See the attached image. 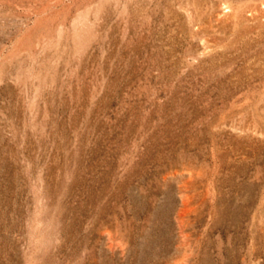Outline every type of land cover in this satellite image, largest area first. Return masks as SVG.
Masks as SVG:
<instances>
[{
    "label": "rangeland",
    "instance_id": "374dc122",
    "mask_svg": "<svg viewBox=\"0 0 264 264\" xmlns=\"http://www.w3.org/2000/svg\"><path fill=\"white\" fill-rule=\"evenodd\" d=\"M0 264H264V0H0Z\"/></svg>",
    "mask_w": 264,
    "mask_h": 264
}]
</instances>
